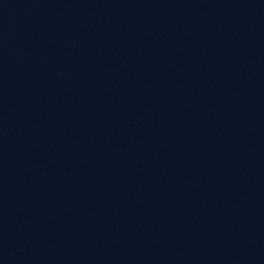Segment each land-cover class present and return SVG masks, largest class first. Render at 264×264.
Returning <instances> with one entry per match:
<instances>
[{"label": "water", "instance_id": "obj_1", "mask_svg": "<svg viewBox=\"0 0 264 264\" xmlns=\"http://www.w3.org/2000/svg\"><path fill=\"white\" fill-rule=\"evenodd\" d=\"M0 264H264V0H0Z\"/></svg>", "mask_w": 264, "mask_h": 264}]
</instances>
